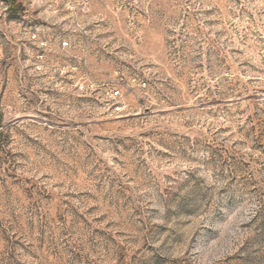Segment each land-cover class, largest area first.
<instances>
[{
  "label": "rangeland",
  "instance_id": "rangeland-1",
  "mask_svg": "<svg viewBox=\"0 0 264 264\" xmlns=\"http://www.w3.org/2000/svg\"><path fill=\"white\" fill-rule=\"evenodd\" d=\"M0 264H264V0H0Z\"/></svg>",
  "mask_w": 264,
  "mask_h": 264
},
{
  "label": "crops",
  "instance_id": "crops-1",
  "mask_svg": "<svg viewBox=\"0 0 264 264\" xmlns=\"http://www.w3.org/2000/svg\"><path fill=\"white\" fill-rule=\"evenodd\" d=\"M15 46H16L17 49L20 50V48H21V45H20V44H16V43H15Z\"/></svg>",
  "mask_w": 264,
  "mask_h": 264
}]
</instances>
